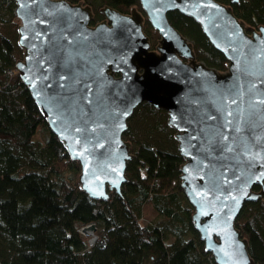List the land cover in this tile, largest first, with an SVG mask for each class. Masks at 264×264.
<instances>
[{"label":"water","instance_id":"1","mask_svg":"<svg viewBox=\"0 0 264 264\" xmlns=\"http://www.w3.org/2000/svg\"><path fill=\"white\" fill-rule=\"evenodd\" d=\"M139 1L142 11L128 13L104 5V18L92 24L83 1L16 0L23 49L16 69L78 160L80 188L95 199L121 193L128 181L132 143L123 133L136 107L147 101L165 109L204 249L218 264H255L236 219L246 202L264 196V24L248 26L219 0ZM176 9L225 55V70L197 59L169 20ZM145 16L160 36L154 47Z\"/></svg>","mask_w":264,"mask_h":264},{"label":"trees","instance_id":"2","mask_svg":"<svg viewBox=\"0 0 264 264\" xmlns=\"http://www.w3.org/2000/svg\"><path fill=\"white\" fill-rule=\"evenodd\" d=\"M69 1L91 5L92 24L103 18L104 5L142 10L139 0ZM219 1L248 26L264 24V0ZM15 9L16 0H0V264H218L193 226V206L180 184L184 159L165 109L145 101L128 119L123 137L133 157L121 193L103 200L80 188L78 160L49 129L16 69L23 49ZM168 17L192 41L198 60L227 68L194 18L177 9ZM144 26L154 47L159 33L147 18ZM147 201L161 223L142 221ZM89 223L96 225L93 244L80 231ZM236 226L255 264H264V199L246 202Z\"/></svg>","mask_w":264,"mask_h":264},{"label":"rangeland","instance_id":"3","mask_svg":"<svg viewBox=\"0 0 264 264\" xmlns=\"http://www.w3.org/2000/svg\"><path fill=\"white\" fill-rule=\"evenodd\" d=\"M85 3V2H84ZM86 4V3H85ZM134 7V6H133ZM135 7H137V9H139L138 8V6H135ZM132 8V7H131ZM131 10V9H130ZM140 10V9H139ZM140 11H142V10H140ZM130 12V11H129ZM103 18H104V16H103ZM103 18H101L100 20H102ZM145 18H146V16H145ZM19 19V18H18ZM99 20V21H100ZM20 23V19H19V22H18V24ZM144 23H145V21H144ZM145 27V26H144ZM158 33V32H157ZM159 38H160V36H159ZM159 38H157V40H159ZM157 42L158 41H156V44H157ZM155 44V45H156ZM153 47V46H152ZM262 199H264V196H263V198ZM142 221L143 222H145V223H149V222H152V223H161L162 221H163V218L161 217V215H159V213H158V211L153 207V205H152V202L151 201H147L145 204H144V206H143V211H142ZM89 225H93V226H95V229H94V232L96 231V225H95V223H89ZM86 226H88V224L87 225H85V227ZM95 234H96V232H95ZM97 235V234H96Z\"/></svg>","mask_w":264,"mask_h":264},{"label":"built area","instance_id":"4","mask_svg":"<svg viewBox=\"0 0 264 264\" xmlns=\"http://www.w3.org/2000/svg\"><path fill=\"white\" fill-rule=\"evenodd\" d=\"M89 226L90 225L88 224V226L86 227L85 226L81 227L80 231L83 234L89 236V243L93 244L97 240L98 236L95 234L94 229H91V228L87 229Z\"/></svg>","mask_w":264,"mask_h":264},{"label":"flooded vegetation","instance_id":"5","mask_svg":"<svg viewBox=\"0 0 264 264\" xmlns=\"http://www.w3.org/2000/svg\"><path fill=\"white\" fill-rule=\"evenodd\" d=\"M128 13V12H127ZM145 29V28H144Z\"/></svg>","mask_w":264,"mask_h":264}]
</instances>
